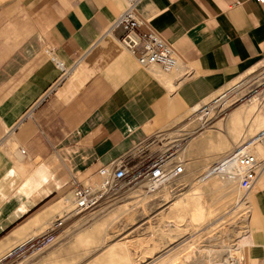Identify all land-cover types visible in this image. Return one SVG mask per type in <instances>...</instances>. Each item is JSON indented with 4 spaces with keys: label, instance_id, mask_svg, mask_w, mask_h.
Masks as SVG:
<instances>
[{
    "label": "crops",
    "instance_id": "crops-1",
    "mask_svg": "<svg viewBox=\"0 0 264 264\" xmlns=\"http://www.w3.org/2000/svg\"><path fill=\"white\" fill-rule=\"evenodd\" d=\"M124 8L125 0H0V263L23 264L45 247L25 236L74 179L170 129L264 57L258 0H139L143 29L177 52L175 75L145 67L123 45L112 24ZM257 184L250 264H264V170Z\"/></svg>",
    "mask_w": 264,
    "mask_h": 264
},
{
    "label": "rangeland",
    "instance_id": "rangeland-1",
    "mask_svg": "<svg viewBox=\"0 0 264 264\" xmlns=\"http://www.w3.org/2000/svg\"><path fill=\"white\" fill-rule=\"evenodd\" d=\"M202 106L197 116L190 108L165 131L182 138L183 174L155 191L143 185L124 189L95 213L73 216L52 231L56 217L73 207L72 193L62 195L32 221L39 228L30 229L26 239L46 245L23 264H212L219 251L250 264L259 184L246 192L238 180L223 185L221 176L207 173L238 146L254 142L264 155L256 142L264 131V57Z\"/></svg>",
    "mask_w": 264,
    "mask_h": 264
},
{
    "label": "built area",
    "instance_id": "built-area-1",
    "mask_svg": "<svg viewBox=\"0 0 264 264\" xmlns=\"http://www.w3.org/2000/svg\"><path fill=\"white\" fill-rule=\"evenodd\" d=\"M264 3V0H258ZM139 0H125V8L112 27H121L123 45L133 53L145 67L160 66L165 72L179 71L177 52L174 46L155 30L143 29L144 22L137 13ZM64 75L68 69L53 57ZM208 113L207 110L204 111ZM167 130L158 131L137 144L129 153L108 165L88 173L83 179H74L71 185L73 207L57 217L50 229L58 231L71 216L87 215L98 211L104 201L118 198L119 192L133 186L143 185L155 191L170 179L185 172V166L172 152L181 148L182 138L163 139ZM264 147V131L256 139ZM236 166L239 170L238 183L243 191H251L264 170V155L255 144L238 146L221 157L214 171ZM220 170V171H219ZM97 178V179H95Z\"/></svg>",
    "mask_w": 264,
    "mask_h": 264
},
{
    "label": "bare ground",
    "instance_id": "bare-ground-1",
    "mask_svg": "<svg viewBox=\"0 0 264 264\" xmlns=\"http://www.w3.org/2000/svg\"><path fill=\"white\" fill-rule=\"evenodd\" d=\"M177 57H178V55H177ZM178 60H179V58H178ZM179 63H180V61H179ZM173 72H177V71H173ZM194 108H195V112H196V116H197V113H200L201 109H203V106H202V104H200L198 106H195ZM176 131L179 132L180 129H177ZM172 135H173V132L167 133V134H165V136H164L163 139H170V138H172ZM189 142H188V144H189ZM253 143L254 142H252V144ZM182 149L183 148L181 147L180 149L175 150L174 152H172V154L170 156H172V158L178 157L180 159V155H181ZM183 163H184V161H183ZM234 170H238L236 166H233V167H229L227 169H224L222 172L214 171L213 168H211L210 171H209V173H207V174H210L209 176H212L213 174H217V175L221 176L224 179V182H223L224 184L223 185H229L231 182H234V181H237L238 180V173L237 172L235 173ZM207 174H206V177H209V176H207ZM215 177H216V175H215ZM53 231H55V230H53ZM32 239L33 238L29 239L28 241L31 242ZM17 250L14 249L11 252V254H14ZM21 250L22 249H19L18 252L21 251ZM215 263H221V264H241V263H239L238 258L237 257H234V255L231 254L229 251H219L218 252V256L215 259H212V264H215Z\"/></svg>",
    "mask_w": 264,
    "mask_h": 264
}]
</instances>
